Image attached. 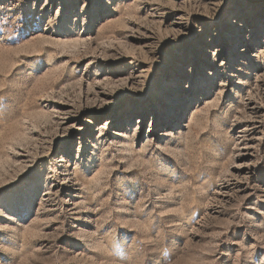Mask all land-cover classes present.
Returning <instances> with one entry per match:
<instances>
[{
    "label": "rangeland",
    "instance_id": "obj_1",
    "mask_svg": "<svg viewBox=\"0 0 264 264\" xmlns=\"http://www.w3.org/2000/svg\"><path fill=\"white\" fill-rule=\"evenodd\" d=\"M0 264H264V0H0Z\"/></svg>",
    "mask_w": 264,
    "mask_h": 264
}]
</instances>
